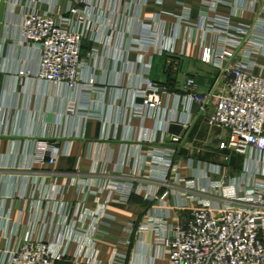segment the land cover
Returning <instances> with one entry per match:
<instances>
[{"label":"crops","instance_id":"0c3cea01","mask_svg":"<svg viewBox=\"0 0 264 264\" xmlns=\"http://www.w3.org/2000/svg\"><path fill=\"white\" fill-rule=\"evenodd\" d=\"M15 1L0 0V247L13 249L31 235L52 240L62 232L72 239L57 264L167 262L157 256L154 232L143 231L141 224L165 214L175 224V216L187 218L190 195L214 198L200 189L206 184L203 172L211 180L219 178L213 170L245 172V157L226 146L228 132L211 125L197 104L187 105L189 78L207 92L221 76L201 60L203 46L217 39L203 30V17L253 25L264 18V0H223L214 9L205 5L211 0H135L120 17L95 9L93 31L82 47L84 82L95 88L87 101L79 90L33 76L39 54L21 38L22 7ZM35 2L43 11L67 13L76 0H22V5ZM79 6L90 14L86 4ZM153 21L157 45L143 46L141 24ZM147 78L167 91L155 113L143 111L136 93ZM86 110L100 117H85ZM172 123L183 126L176 142ZM215 139H221L217 148L210 146ZM43 141L57 148L55 164L50 155L46 163L36 162ZM166 148L176 151L170 167L157 155ZM176 176L195 179V188ZM243 178L264 181L259 175ZM117 184L122 189L111 186ZM93 247L95 259L89 256Z\"/></svg>","mask_w":264,"mask_h":264},{"label":"built area","instance_id":"2783aa9c","mask_svg":"<svg viewBox=\"0 0 264 264\" xmlns=\"http://www.w3.org/2000/svg\"><path fill=\"white\" fill-rule=\"evenodd\" d=\"M133 1L76 0L67 13H61L54 9L43 11L37 2L24 6L22 0H16L15 5L22 7L21 38L32 44L39 54V66L33 76L54 87L79 90L86 101L90 100L95 88L92 83L84 82L82 73L87 64L82 47L84 39L93 31L91 12L98 9L120 17ZM222 1L211 0L205 5L214 9ZM81 2L86 4L90 14L81 9ZM182 19L190 20L189 10ZM203 20V30L213 33L217 39L214 44L203 46L201 60L220 69L221 76L207 92H200L196 80L189 78L185 82L187 105L197 104L201 114L208 115L211 125L228 132L226 146L245 157V174L264 176V64L260 62V58H264V18L253 25L241 26L233 25L229 17L205 15ZM154 24H141L140 37L145 38L143 46L157 45L151 37L156 32ZM223 78L225 83L219 87ZM166 92L147 78L136 93L143 111L155 113L162 109ZM71 104V109L76 111L75 102ZM82 114L100 117L99 113L89 110ZM178 139L173 136L172 141ZM157 151L159 161L170 167L175 149ZM48 155L50 164H55L57 148L40 142L36 162L46 163ZM167 177L168 171L164 178ZM176 178L179 183L185 182ZM111 186L122 189L120 184ZM195 186L194 181L186 182V187ZM200 189L205 193L214 191V198L190 195L193 204L187 218L177 215L176 223L172 224L168 222L171 216L165 214L150 216L141 224L143 231L154 232L157 256L167 259L162 264H264V181L234 178L225 183L211 181ZM54 192L55 187H52L51 193ZM218 196L238 204L220 202ZM87 216L80 220L85 221ZM71 239L72 235L62 232L52 240L27 236L13 249L0 247V264H57L68 255ZM82 249L79 250L81 254ZM96 254L95 248H91L89 256L95 259Z\"/></svg>","mask_w":264,"mask_h":264},{"label":"rangeland","instance_id":"374dc122","mask_svg":"<svg viewBox=\"0 0 264 264\" xmlns=\"http://www.w3.org/2000/svg\"><path fill=\"white\" fill-rule=\"evenodd\" d=\"M228 149V148H227ZM230 151V150H229ZM231 152V151H230ZM233 152V151H232ZM231 152V153H232ZM234 153H236V152H233L232 153V155L234 154ZM233 157V156H232ZM232 159V158H231ZM243 173L245 174V172L243 171ZM244 174L242 175L241 173H240V171H236V172H234V173H229L228 172V170L226 171V173L225 174H223V173H221V172H217V175H218V179H214V180H211V176L208 174V172L207 171H205V172H203V174H202V178L206 181V184L203 186L204 188H205V186L207 185V184H209L211 181H220V182H223V183H225V182H227V180H231V179H234V178H237L238 179V181H242V180H245L244 178H243V176H244ZM259 176H261V175H259ZM185 180V182H182L184 185H186V182L188 183V182H193V181H195V179H193V178H187V179H184ZM202 187V188H203ZM211 195H214L215 193H214V191H210L209 192Z\"/></svg>","mask_w":264,"mask_h":264},{"label":"water","instance_id":"95a60500","mask_svg":"<svg viewBox=\"0 0 264 264\" xmlns=\"http://www.w3.org/2000/svg\"><path fill=\"white\" fill-rule=\"evenodd\" d=\"M183 130V126L178 123H172L169 126V132L172 133L174 136H180L181 132ZM221 142V139H215L210 143L211 147L217 148L219 147Z\"/></svg>","mask_w":264,"mask_h":264}]
</instances>
